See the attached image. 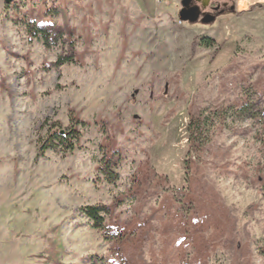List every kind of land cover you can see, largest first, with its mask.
Wrapping results in <instances>:
<instances>
[{
	"label": "rangeland",
	"instance_id": "rangeland-1",
	"mask_svg": "<svg viewBox=\"0 0 264 264\" xmlns=\"http://www.w3.org/2000/svg\"><path fill=\"white\" fill-rule=\"evenodd\" d=\"M217 1L0 0V264H264V0ZM204 107L228 114L190 153Z\"/></svg>",
	"mask_w": 264,
	"mask_h": 264
},
{
	"label": "trees",
	"instance_id": "trees-1",
	"mask_svg": "<svg viewBox=\"0 0 264 264\" xmlns=\"http://www.w3.org/2000/svg\"><path fill=\"white\" fill-rule=\"evenodd\" d=\"M257 4L252 5L248 9H242L238 12L239 15H244L247 11H253ZM30 30L35 33V35H40L45 43H48L49 31L42 25L30 24ZM215 39L211 36H205L202 38L201 43L206 46H213L215 44ZM73 55L60 56L59 63H64L66 61L73 60ZM172 97L166 94V99H171ZM250 100L244 101L237 111H249L250 110ZM228 114L227 108H220L219 110L213 109L211 107H204L198 112H190V119L188 122L189 131V150L192 152L198 148L205 145L213 136V125L216 119H225ZM84 122L75 117L72 119V124L69 126H63L58 123L51 126L48 130L47 137L41 141L40 147L42 150L48 149L52 146L54 141H59L65 146L66 150H73L76 146L77 141L81 136V128ZM83 211L95 219L98 225H101L104 220L105 213H108L107 206L100 205H86Z\"/></svg>",
	"mask_w": 264,
	"mask_h": 264
},
{
	"label": "water",
	"instance_id": "water-1",
	"mask_svg": "<svg viewBox=\"0 0 264 264\" xmlns=\"http://www.w3.org/2000/svg\"><path fill=\"white\" fill-rule=\"evenodd\" d=\"M7 3H10L14 0H5ZM193 0H182V7L180 8L179 15L181 19L188 20L190 22H195L197 20H201L204 23L213 22L217 15L211 12H201V6L199 4H191ZM234 6L232 7V9ZM223 11L220 12V14ZM203 14V15H202ZM202 15V17H200Z\"/></svg>",
	"mask_w": 264,
	"mask_h": 264
},
{
	"label": "flooded vegetation",
	"instance_id": "flooded-vegetation-1",
	"mask_svg": "<svg viewBox=\"0 0 264 264\" xmlns=\"http://www.w3.org/2000/svg\"><path fill=\"white\" fill-rule=\"evenodd\" d=\"M207 1V0H205ZM199 4L201 6V12L204 13L206 12V10H204V4H207L209 5V10L207 12H211L213 14H216L218 16V14H220L221 11H226L228 9H232L233 5H231L229 8H228V3L227 2H220V1H217V0H213L211 2V0H209L207 3L204 2V0H193L191 4ZM222 12V13H223ZM203 15V14H202ZM202 15H200V17H202Z\"/></svg>",
	"mask_w": 264,
	"mask_h": 264
}]
</instances>
